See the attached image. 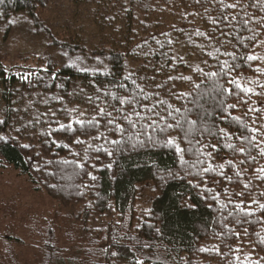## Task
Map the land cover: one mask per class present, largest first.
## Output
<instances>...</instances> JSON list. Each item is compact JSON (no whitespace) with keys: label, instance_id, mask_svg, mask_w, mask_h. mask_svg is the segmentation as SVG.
<instances>
[{"label":"trees","instance_id":"16d2710c","mask_svg":"<svg viewBox=\"0 0 264 264\" xmlns=\"http://www.w3.org/2000/svg\"><path fill=\"white\" fill-rule=\"evenodd\" d=\"M54 1L4 0L0 3V26L17 14L25 13L53 44L70 51H82L84 48L80 44L58 39L46 25L48 7ZM70 1L77 6L85 2L95 4L91 25L100 41L101 50L96 52L107 57V69L79 72L53 64L48 68L7 66L0 55V120L6 121L0 125V135L9 138L7 144L0 142V173L13 169L27 180L33 193L44 194L64 210L73 211L74 224L86 237L87 246L77 263H64L59 255L48 251L46 261L41 264H252L255 261L264 264V243H261L264 210L258 206V203H264V181L257 172V168L264 166V157L259 155L258 149H252L256 157L254 164L248 158L240 165L239 161L247 157L246 152H233L223 138L214 139L205 132L203 136L209 142L216 144L219 139L217 148L220 151L212 157H201L205 163L191 167L196 157L185 154L187 164L182 165L175 147L141 145L135 137L125 143L127 135L136 132L141 124L152 123L153 114L147 111L149 108L166 115V106L158 105V101L166 100L173 108L182 111L190 108L187 113L190 120H197V115L205 110L215 113L207 125L211 127L215 120L230 135L235 132L230 141L232 144L244 146L239 139L244 131L242 124L253 128L264 123V95H258L264 89L252 83L264 84V74L255 71L264 69V63L239 58L232 61L229 56H220L221 61L229 60L239 65L230 77L220 78V83L226 88H234L226 82L234 77L242 87L254 90L247 95L240 92V98L227 93L218 95L213 90V82L207 78L199 90L202 95L197 96L192 91L194 84L179 77L192 76L195 83H201L194 68L215 70L212 66L216 60L208 53L219 45L210 37H219L221 29L230 41L221 52L243 54L247 51L252 54L254 50L255 54L264 55V43H261L264 28L256 23L264 18V11L260 10L258 0H241L243 10L224 9L219 0ZM234 2L236 0H224V3ZM165 12L176 20V24L167 27L169 20H164ZM220 12L237 19L221 21ZM214 20L217 23L214 24ZM242 20H247V28L242 26ZM248 28L260 34L255 45L249 42L253 33ZM198 32H203L204 36H198ZM185 36L193 40L190 42L192 47L195 42L201 43L199 62L195 67L175 57L176 40ZM22 76H27L28 81L22 80ZM170 76L175 79H169ZM61 84L63 87H58ZM173 92H183L187 96L178 100ZM113 96L117 98L113 99ZM121 99L133 100L135 111L145 119L139 120L133 107L121 104ZM136 100L139 103H135ZM220 100H224L225 105H237L225 114L229 116L228 120L218 119ZM100 108L111 112L112 117L100 115ZM249 108L259 111L253 113L248 111ZM123 114L136 122V129L122 118ZM231 116L240 117V121H232ZM110 118L114 119L112 125L107 123ZM77 121H83L84 126ZM165 122L175 123L168 117L166 121H158V127ZM61 124L65 129H60ZM115 124L126 129L124 138L115 130ZM203 127L198 121L197 129ZM212 131L216 129L212 128ZM150 134L158 140L167 136L176 139L182 148L189 147L181 140L182 133L178 130ZM73 137L83 143H75ZM190 138L194 141L203 139L196 129ZM140 139L146 140V136L141 135ZM114 140L120 144L112 143ZM22 144L30 147L22 148ZM66 144L68 147H63ZM85 149L89 159L82 170L76 165L84 163ZM206 151L215 150L209 148ZM65 160L67 164L63 163ZM209 164L212 170L204 172L203 168ZM89 173L96 180H91ZM194 184L199 186L193 187ZM245 184L249 187L245 188ZM145 188L150 195L148 199H145ZM240 193L244 195L241 197ZM212 194L218 199L213 200ZM253 199L258 203L253 204ZM145 201H148L146 205L143 204ZM238 201L253 215L243 217L234 207ZM13 212H6L4 218L15 216ZM237 217L246 222L236 224ZM48 232L53 236L51 229ZM12 239L0 238L3 244L0 256L5 262L9 259L15 263L16 256L10 246L19 241V245H23V242ZM113 252L115 256L111 255ZM246 256L251 257V262L245 260Z\"/></svg>","mask_w":264,"mask_h":264},{"label":"rangeland","instance_id":"374dc122","mask_svg":"<svg viewBox=\"0 0 264 264\" xmlns=\"http://www.w3.org/2000/svg\"><path fill=\"white\" fill-rule=\"evenodd\" d=\"M94 10L95 4L92 2L77 6L70 0H56L49 5L46 13V25L56 37L73 45L80 44L84 48L82 51H70L53 44L45 33L35 28L27 14H17L0 26V55L4 63L7 66L33 68H48L49 64H53L79 72L107 69V57L96 52L101 47L91 25ZM163 17L169 20L167 27L176 24V20L168 17L167 12ZM190 42L193 40L189 36L178 38L174 53L176 58L195 67L199 62L201 43L195 42V47H192ZM144 194L148 199L147 188ZM8 211H14L15 216L5 219ZM73 213L64 210L48 196L33 193L27 180L13 169L0 173V238H18L23 242V245H19V241V244L10 246L17 262L12 263L9 259L5 262L0 256V264H41L46 261L48 251L59 255L64 263H77L84 254L86 237L74 224ZM49 229L53 231V236L49 234ZM81 235L83 238H80ZM2 245L0 240V251ZM89 260L92 261L91 258Z\"/></svg>","mask_w":264,"mask_h":264},{"label":"snow or ice","instance_id":"6c2138e0","mask_svg":"<svg viewBox=\"0 0 264 264\" xmlns=\"http://www.w3.org/2000/svg\"><path fill=\"white\" fill-rule=\"evenodd\" d=\"M3 2H4V0H0V3H3ZM219 3H220V6L224 9L235 10L237 8H241L243 10L241 0H236V2H234V3H224V0H219ZM258 4L260 7V10L264 11V0H258ZM252 6L253 5H249V7H252ZM236 19H237L236 16L229 17L224 12H220V20L221 21H223V20H236ZM213 23L215 24V23H217V21L214 20ZM247 23H248L247 20L241 21L242 26H244L245 28H247ZM256 23L259 24L262 28H264V18H261V20H257ZM247 30L251 31L253 33L248 38L250 44L255 45V41L257 40V38L260 34L256 33L255 30L251 29V28H248ZM197 35L198 36H204V33L198 32ZM210 39L215 40L217 42V44L219 45L218 47H213V51H210L208 53L209 56H213L216 60V64L212 66L215 70L205 71L203 68H200V67L194 68L193 71L195 73L199 74L201 83H195L193 81L192 76H181V77H179V79L182 81L192 82L194 84L192 91L196 92L197 96L202 95V93L199 90L201 89L202 83L204 82L205 78H207V80H210L213 82V90L220 96H224L227 93L229 95H235L238 98H240L239 97L240 92H243L246 95L251 94L254 90L252 88L242 87L241 83L237 79H235L234 77L229 78L226 81L227 84L233 85L234 88H226L223 84L220 83V78L230 77V73L239 67L238 64L230 63L229 60L221 61L220 56H224V55L229 56L232 61H235L239 58L240 60H243L246 62L260 61L261 63H264V55H257V54H255L254 50H253L252 54H248L247 51L243 54H235L233 52H227V51L221 52V48H225V46L228 43H230V41L226 38V33L223 31V29L220 30V36L219 37L213 35L210 37ZM168 43L171 44L172 41L169 40ZM239 43L243 44V41H239ZM261 43H264V41H262ZM216 54H219V55H216ZM5 71H7V70H5ZM255 71L264 74V69L257 68ZM21 79L24 81H28L27 76H22ZM169 79H175V78L170 76ZM252 83L257 84L261 89H264V84H260L258 81H253ZM58 87H63V85L62 84L58 85ZM121 87H123V85H121ZM157 87H161V86L158 85ZM234 89L237 91H234ZM141 92H143V89H141ZM172 95H174L176 97V99H178V100L179 99H185L187 96V94L183 93V92H181V93L173 92ZM258 95H264V92H261ZM56 98L58 99V97H56ZM116 98L117 97L113 96V99H116ZM88 99H89V102H91V97H89ZM120 103L131 105L133 107V112L138 117V119L141 121H143L145 119V117L141 116L139 112L135 111V106H134L133 100L121 99ZM135 103H139V101L136 100ZM244 103H247V101H244ZM158 105H165L166 106L164 108V113H166V115L155 111V108H149L147 111L149 113L153 114L152 123L141 124L140 128L136 132H134L130 135H127L125 143H127L128 141H131L133 139V137H135L141 145H144L145 143H150L153 145L159 144L161 147H175L176 154L179 156L182 165L187 164V161L185 160V154H188V155H192V156L196 157L195 162L191 165V167H196L197 164H204L205 163V160L201 159V157H205V158L212 157L220 151L217 148V144L219 143V139H217L216 144L209 142L207 140V137L203 136V134L206 132L208 134V136H210L214 139H216L218 137L223 138V140L226 142V146L228 148L232 149L233 152H239L241 154H244L246 152L247 157H245V159H241L239 161L240 165L245 164V162L248 158L251 159L253 164L256 162V157L253 155L252 149H258L259 155L261 157H264V123H261L258 127H253V128H249L246 123L242 124V128L244 129V131H241L239 139H242V145H244V146L237 147L230 142L233 139V137L235 136V132H233L230 135L229 132L225 131L224 127H220L216 123L215 120L212 121L211 127H209L207 125V121L210 120L212 118V116L215 115V113H208L205 110L202 114L197 115V120H190V119H187V113L191 111L190 108H185L182 111L181 108H173L172 104L168 103V101H166V100L158 101ZM235 107H237L236 104L225 105L224 100L218 101V109H219V113H220L218 119L219 120H228L229 116L225 115V114L228 113L229 109H232ZM248 111L255 113L259 110L255 109V108H249ZM99 113L102 116L112 117V113L106 112L104 108H100ZM174 113H175V115H174ZM53 115H55V113H53ZM168 117H170L173 121H175V123L165 122L163 125L158 127V121H166V119ZM122 118L128 121V123L132 129L137 128L136 122H134L128 114H123ZM231 120L239 122L240 117L231 116ZM198 121L204 125L202 130L197 129V122ZM77 123L81 124V126H84L83 121H77ZM107 123L109 125L114 124V119H112V118L108 119ZM255 123L256 122L254 120L253 124H255ZM4 124H6V121L0 120V125H4ZM185 125H187V128H185ZM67 128H68V130H71V125H68ZM212 128H215L216 131H212ZM60 129L61 130L65 129V125L61 124ZM194 129H196L197 131L200 132L203 139H196L194 141L192 138H190V134L193 132ZM115 130L121 134L122 138L125 137L126 129L120 127L119 124H115ZM168 130H178L179 133H182L181 140L186 142L189 147L187 149L182 148L180 146V144L177 143L176 139L168 138L167 136H165L164 138L158 140L150 134L151 132H154V131L166 133ZM17 131H19V129H17ZM245 132H247L248 134L246 135ZM84 134H87V131H85ZM141 135H145L146 140L140 139ZM96 138H98V137H96ZM72 139L75 141V143H78V144L83 143V141H81L78 137H73ZM0 142H3V144H7V143H9V138L4 136V135H0ZM53 143L55 144L56 142L53 141ZM112 143L119 145L120 141L114 140V141H112ZM56 146L60 147V145H58V144ZM21 147L27 149L30 147V145L29 144H22ZM63 147H68V145L67 144L63 145ZM132 147L135 148L136 145L133 144ZM209 148H211L215 151L214 152L206 151V149H209ZM95 151L99 152L100 149H96ZM75 155H79V153H76ZM109 155H111V153H109ZM88 159H89V157H88L87 149H85V155L83 157L84 163L77 164L76 167L83 170L85 167V163L87 162ZM63 163L67 164L68 161L65 160V161H63ZM229 164L231 165V161H229ZM109 167H110V165H109ZM220 167L223 168V164H221ZM211 170H212L211 164H209L207 167L203 168L204 172H210ZM257 172L261 174L259 178L262 181H264V166L257 168ZM187 174L191 175L190 172H188ZM220 174L225 175L224 173H220ZM236 175L239 176L240 173L237 172ZM89 176H90L91 180H93V181L96 180V177L94 175H91L89 173ZM225 178L229 179V180L231 179L230 177H227L226 175H225ZM209 179H211L213 183L216 182V180L212 177H209ZM198 186L199 185H197V184L193 185V187H198ZM244 187L248 188L249 185L245 184ZM239 195L242 197L244 195V193H240ZM212 198H213V200L218 199L215 196V194H212ZM229 202H231V198H229ZM252 203L257 204L258 201L256 199H253ZM226 206L227 205H223L222 207H226ZM258 206L261 210H264V203H258ZM234 207L236 209L240 210L243 217L253 215V213L251 211H245V205H243L242 202H239V201L236 202ZM247 207H250V206H247ZM229 215H231V212H229ZM244 222H246V221H244L240 217H237V219L235 220V223L238 225H241ZM246 231H247V229H245V232ZM261 243H264V238L261 239ZM237 251H239V249H237ZM111 255L115 256L116 253L113 252V253H111ZM236 259H237V261H239V257H237ZM245 260H248L251 262V257L246 256ZM138 264H140V262H138ZM252 264H260V261L252 262Z\"/></svg>","mask_w":264,"mask_h":264}]
</instances>
